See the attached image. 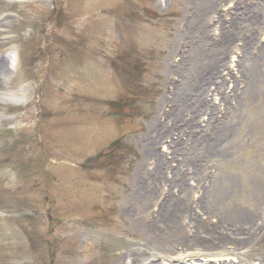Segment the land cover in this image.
Listing matches in <instances>:
<instances>
[{
  "label": "rangeland",
  "instance_id": "obj_1",
  "mask_svg": "<svg viewBox=\"0 0 264 264\" xmlns=\"http://www.w3.org/2000/svg\"><path fill=\"white\" fill-rule=\"evenodd\" d=\"M211 1L214 9L205 15L210 31L204 35L188 30L201 0H0V264H264V56L252 103L234 87L242 79V39L263 42L264 18L253 30H243L241 20L232 50L222 55L229 103L238 107L220 132L232 151L227 163L203 161L201 184L183 167L176 180L187 173L191 187L183 202L170 170L155 169L163 162L177 168L171 146L176 135L191 140L203 129L211 131L205 126L209 109L200 115L186 110L175 135L157 139V128L172 123L167 118L178 105L182 60L195 56L193 73H206L210 64L196 68L193 46L211 55L218 49L226 30L217 24L219 12L227 15L235 2L241 9L246 1L255 16L264 11L256 9L262 0ZM125 51L144 57L142 86L149 93L141 115L128 121L114 117L109 105L132 86L116 70L126 69L117 59ZM213 89L206 96L222 120L227 105ZM119 137L130 153L111 175L90 159ZM193 147L191 169L206 159L203 149ZM157 172L161 181L155 180ZM225 176L240 183L226 205L217 199ZM169 191L177 199L171 207ZM225 206L234 208L230 220ZM194 219L210 227L221 220L226 243L211 249L192 244L205 243L206 234L194 228ZM245 219L256 223V234L242 240Z\"/></svg>",
  "mask_w": 264,
  "mask_h": 264
},
{
  "label": "bare ground",
  "instance_id": "obj_2",
  "mask_svg": "<svg viewBox=\"0 0 264 264\" xmlns=\"http://www.w3.org/2000/svg\"><path fill=\"white\" fill-rule=\"evenodd\" d=\"M217 2H219V0ZM244 3L246 4L244 8L239 9L240 8L239 5L241 4L238 5L237 2H235L232 8H228L227 12L229 11V13L227 15L225 14L226 16L222 15V12L221 13L219 12V16H218L219 18H218L217 24L220 23L221 26H224L226 30L222 33L223 35L219 41L218 49L214 51L213 55H211L212 53H210L209 50H203V48H201L200 45L193 46V49L196 51L195 54L198 57L195 63L196 68L200 67L201 65L207 62L208 64H210V68L207 69L206 73H202V72L193 73L194 68L191 69L190 60L191 58L195 56L186 55V57L182 60L180 67L177 70L180 71V73L183 75L185 79H184L183 84L177 87V90L175 92L176 94H174L176 95L175 96L176 98L174 97V101L177 102L178 105L176 104L173 106L174 110H172V112L168 115V118H167L169 121L172 120V123L171 124L164 123L163 125H160L157 128L158 130L157 139L160 140L164 137V134L175 135V133L179 129L177 119L182 115L184 111L187 110L186 112H191L192 115H200L203 112L208 113L209 110L211 111V114L208 120H206V124H205L206 128L211 129L210 133H207L206 129H203L199 133V135H195L193 139L191 140L190 138L189 139L186 138V140H183V138L180 135L181 133H179L178 135H176V139L172 140V143H171V146L173 147L172 154L174 158L178 160L177 168H173L171 167V165L169 166L168 162H163V163H160L159 165L157 164L156 165L157 167L155 168L156 170L160 169L161 171L160 167L164 165L165 168L170 170L171 178H173V180L170 182L172 183L174 187L178 188V194H181L179 198H181L180 201L182 202H183L182 198L186 201L187 194H190V191H191V187L186 184L187 173L184 175L185 177L181 178L182 180L180 181L176 180V176L183 175V172H184L183 167H187V169L192 170L194 173V176H196L198 179V183L201 184L203 181V176L205 178V173L203 172L205 167H204V164H202V162L209 161V162L216 163L222 166V165H225V163H227V158H229L230 153L232 152L230 151V149H227L225 148V146H223L224 140L220 132L221 130H223L224 127H226L227 121L233 118L236 112V109H238V107L237 105L232 106L229 103V99L231 97H230V94L225 89V84L227 83V81H226V78H224L222 76V73L220 72V68L224 66L222 55L223 53H225L226 49L232 50V48L230 47L232 46L234 35L237 36L239 34L240 29L237 25L241 23V20H243L242 21L243 30L247 29L246 27L252 28L251 30H253L255 28L254 25L256 24V21H259L262 18H264V11L259 12V15L255 16V14L251 11L252 7L247 3V1ZM261 3L263 4L262 8L256 7V9L262 11L264 10V0H262ZM214 4L215 3L212 2L211 0H201V5L200 7L198 6L194 19L191 22H189V28H188L189 31L193 30V28H196L197 32L202 31L204 35L209 33L210 29L208 25H206L205 23V20H206L205 15L207 11L214 9ZM226 6L227 4L224 7ZM241 13L242 15H240ZM230 14H231V17L228 18ZM250 20L253 21V23L248 24L247 22ZM251 30L248 29L245 35H247L248 32H250ZM203 34L201 33V37L205 38ZM242 40L244 41L243 47L240 53V56H242L241 57L242 59L239 58L237 61V64L239 65L241 69L242 79L235 80L234 87L237 88L236 91L239 92L240 90V92H242L241 96L243 97L246 96V100L248 99V102L252 103V101L256 98V95L258 94L257 91L259 90L256 84H259L262 79L261 77L262 67L260 68V65H258V62L264 56L262 54L264 51V43H263L264 41L262 42L260 39L259 42H261V45H259V42L254 43L255 42L254 39H246V36H244ZM253 49H257L256 54L258 56L254 54L255 51H253ZM232 58L230 59V62ZM242 62H243V66L241 65ZM237 64L236 66H238ZM188 69L190 73H187ZM253 78L255 79L254 81H253ZM212 86H214V89H213L214 93H216V95L220 94L222 101L224 102V104L227 105V108L225 109L226 116L222 120H218L216 118L215 111H217V107L213 106V104L211 105L206 96V94L209 92L208 89H212ZM241 86L243 87L242 89H241ZM190 89L193 90L192 92L194 96L191 99L189 98V100H184L185 99L184 93ZM163 99L165 101L166 97ZM193 123L194 122H191V124ZM197 146L199 147V149L204 150L202 151H203L204 156L206 154L205 156L206 159L204 158L201 159L200 162L202 166L194 167L191 169L187 165H191V160L196 159V157L192 155L191 152L189 153V151L192 150V147L194 149ZM156 174L157 175H155V180L161 181L162 180L161 175H159L158 172ZM218 178L219 177H217V175L212 176L211 184H210L211 188L217 184ZM223 181H225L226 184H223L221 180V183H222L221 187L223 188H220L217 191L218 192L217 195H219L217 199L220 203L222 202L221 204L226 205L225 203L230 202L232 198L231 195H235L240 192V183L236 182L235 178L231 176H228V177L225 176ZM155 190L152 189L151 191L155 192ZM221 190H224V191L220 192ZM172 193L173 192L169 191L167 195V202L171 204L170 207L173 205L172 204L173 201L174 202L177 201V199L173 197ZM255 200H256V205L259 204L258 199L256 198ZM224 208H225L224 215L227 214L228 216H230L227 218L230 220L232 216L231 210H234V208L230 209V206L228 207L225 206ZM189 215H191V212ZM220 218L226 219L223 216L222 217L220 216ZM192 222L196 223L194 228L197 231L203 228L204 233H206L205 236L203 235V238H205V243L201 241L200 239L199 240L192 239L190 240L192 244L199 245L200 243L201 246H204V247L206 246V248L211 249L213 247L226 243L227 235H224L225 231L224 230L222 231L219 227L221 226V224L224 225V223H221V220L219 222V225H215L211 227L208 225L202 226L199 219H194V221ZM243 222L244 223L242 224V231H240L239 234L241 235L247 234V235L243 236L242 240H245V238L246 239L253 238L256 234V230H255L256 223L252 222L251 219H249V221L248 219L247 220L245 219ZM236 225L237 224H233V225L231 224V225H228L227 227L231 226V229H232L234 227L236 228L237 226H241V225H237V226ZM236 241L238 240L236 239ZM150 264H155V263H150Z\"/></svg>",
  "mask_w": 264,
  "mask_h": 264
},
{
  "label": "trees",
  "instance_id": "obj_3",
  "mask_svg": "<svg viewBox=\"0 0 264 264\" xmlns=\"http://www.w3.org/2000/svg\"><path fill=\"white\" fill-rule=\"evenodd\" d=\"M135 55L134 58L132 54L127 51L117 54V59L126 66V69L122 67V71L116 70L124 79L132 81V86L127 87V93L109 102L111 113L114 117H118L122 121H128L141 115L143 99L149 96L147 89L144 88L146 74L144 57L138 53ZM129 153L130 151L128 150V145L125 143L124 138L119 137L113 140L106 149L96 154L90 160L96 163L95 165H98L100 170L106 169L112 175L118 173L117 169H121L124 166V161L127 160Z\"/></svg>",
  "mask_w": 264,
  "mask_h": 264
}]
</instances>
